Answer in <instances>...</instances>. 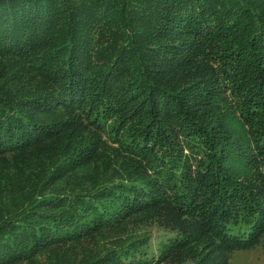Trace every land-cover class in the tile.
<instances>
[{
    "label": "trees",
    "instance_id": "obj_1",
    "mask_svg": "<svg viewBox=\"0 0 264 264\" xmlns=\"http://www.w3.org/2000/svg\"><path fill=\"white\" fill-rule=\"evenodd\" d=\"M224 104L264 177V0H0V264L253 249L264 190L219 170ZM150 222L176 230L154 248Z\"/></svg>",
    "mask_w": 264,
    "mask_h": 264
},
{
    "label": "rangeland",
    "instance_id": "obj_2",
    "mask_svg": "<svg viewBox=\"0 0 264 264\" xmlns=\"http://www.w3.org/2000/svg\"><path fill=\"white\" fill-rule=\"evenodd\" d=\"M234 109L229 107L227 104L219 105L218 114L216 117L219 119L221 125L220 131L214 132V134L219 135L218 143L222 145L223 151L220 163L217 165L220 166L222 164V168L219 169L222 173L228 172V176L230 180H233V183L237 184L241 187H246L252 189L253 191L262 192L264 190V177L259 175L256 170L250 169L248 170V166H245V162H243V150H247L249 147L246 145V128L244 124L241 123L237 116L235 115ZM219 116V117H218ZM217 120V119H216ZM222 131V132H221ZM225 140H227L225 144ZM216 170L212 172L213 176L218 174L217 166L214 167ZM165 210L162 212L164 213ZM166 220H177L180 226H190V223L183 222V220H179L178 218H173L168 213L165 214ZM155 222H150L147 224V232L152 235V239L154 244V248L157 246V242L159 241V237L163 234H166L165 231L169 229L176 230L174 226H168L165 224V230L162 227L163 224L156 225ZM191 227V226H190ZM129 231L127 230L125 233L121 232L117 237L120 238L122 235H127ZM212 238H209L207 235L203 239V243H207L204 247L210 249ZM203 251V250H202ZM210 252L208 256H210ZM216 258L215 264H264V233L259 237L253 249L248 251H238L232 254H227L224 252H216L213 253ZM43 264V263H41Z\"/></svg>",
    "mask_w": 264,
    "mask_h": 264
}]
</instances>
